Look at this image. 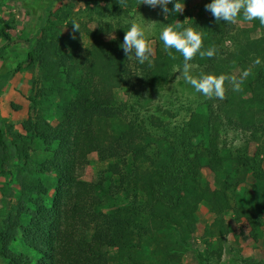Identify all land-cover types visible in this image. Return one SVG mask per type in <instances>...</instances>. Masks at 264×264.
<instances>
[{
    "label": "trees",
    "instance_id": "1",
    "mask_svg": "<svg viewBox=\"0 0 264 264\" xmlns=\"http://www.w3.org/2000/svg\"><path fill=\"white\" fill-rule=\"evenodd\" d=\"M201 1L205 5L211 2ZM139 2H86L87 8L93 4L98 9L100 24L92 34L93 42L85 60L92 62L93 68L103 63L107 73L102 78L103 91L93 97L87 88L76 84L81 66L78 64L82 53L80 37L87 32L86 28L72 18L71 12L55 9L52 3L40 11L36 31L40 44L37 64L44 87L37 95L41 100L59 99L58 124L47 129L44 140L46 145H57V148L47 165L40 168L54 172L57 199L53 207L47 208L45 198L49 188L36 179L41 172L29 156L28 137L0 116V161L10 168L19 186V197L10 205L0 225V256L7 264H112L111 251L119 248L122 239L154 230L169 231L188 249L192 242H199L198 264H220L222 241L229 234L227 215H233L236 223L244 220L250 239L256 244L261 241L264 86L259 80L264 79V26L258 20L249 22L251 27L237 34L230 48L221 38L212 35L205 7L195 19L191 15L168 19L166 24L181 21L184 27L191 26L201 32V51L216 46L213 57L197 54L190 62L194 76L223 73L239 77L245 70L250 71L241 91H233L232 85L225 81L223 100L207 98L204 101L208 119L192 111L187 119L178 121V112L171 110L172 103L169 108L157 105L151 113L153 107L141 103L142 94H138L139 100L122 103L112 97L109 79H121L125 75L127 57L116 40L110 39L113 28L108 19L119 22L136 10L141 5ZM239 18L243 19L242 15ZM73 20L79 23V32L73 33ZM60 26L67 31L64 38L54 36ZM0 38H6L4 30H0ZM171 51L177 59L165 61L167 52L162 42L151 65L136 62L143 92H160L175 82L174 68L183 64V57L174 49ZM257 58L259 64L254 63ZM34 64L35 61L29 60L26 69ZM20 70L18 67L16 72ZM234 71L239 73L235 75ZM3 84L0 78L1 87ZM75 85L79 95L70 99V89ZM12 109L20 108L12 105ZM158 113L163 118L156 116ZM79 121L85 127L74 134L73 127ZM119 124L123 126L121 129ZM24 126L30 133L34 127L31 120ZM207 130L208 142L205 141ZM224 130L245 136V149L221 151L218 142ZM249 144L256 145L253 156L248 154ZM91 153H98L101 161L107 163L111 174L118 179L117 186L107 188L102 180L83 181ZM204 169L210 170L212 181L205 179ZM248 177L253 179L252 183L247 182ZM66 187L67 202L61 212L57 207ZM241 187L243 195L234 198ZM201 203L210 208L213 216L202 233L197 218ZM26 215L31 218L25 226ZM86 229L93 232L91 240L82 235ZM20 236L37 258L12 251ZM239 262L259 264L250 260Z\"/></svg>",
    "mask_w": 264,
    "mask_h": 264
},
{
    "label": "rangeland",
    "instance_id": "2",
    "mask_svg": "<svg viewBox=\"0 0 264 264\" xmlns=\"http://www.w3.org/2000/svg\"><path fill=\"white\" fill-rule=\"evenodd\" d=\"M86 2L87 0H0V30H4L6 34V38H0V78L4 82L2 87L0 85V116L14 126L18 132L28 137L31 147L29 156L41 172L36 179L41 185L49 188L48 195L45 198L47 208L53 207L54 201L57 199L55 192L56 180L52 170L47 171L42 167L40 168V166L47 165L53 151L57 148V145H46L44 140L47 129L58 124L57 104L59 99L51 97L48 100H41L37 95L40 89L44 87L37 64L40 56V44L36 37L39 25L38 17L40 11L52 3L55 9L61 8L64 11L71 12L72 18L86 28L87 32L80 37L82 53L78 59V64H81V66L79 67L76 84H80L81 88H87L92 97L100 95L98 93L103 91L102 78L107 74L106 69H104L105 65L99 63L93 68L91 67L92 62L85 60V56H87L93 42L92 34L98 30L100 20L97 15L98 9L94 8L93 4L87 8ZM174 2L175 0H173ZM173 3L168 4L170 12L167 19L162 14L160 7L153 9L145 4H141L128 17L121 18L119 22L108 19V23L113 28L110 30V39L116 40L117 45L120 47L123 43L124 32L130 27V22L133 19H139L141 23L151 26L148 40L153 48V55L150 57L152 59L157 47L162 43L159 39L160 31L170 17L178 20L191 15L195 19L200 16L205 7L204 1L192 0L189 3H184L182 14L172 13ZM207 18L211 25L212 35L221 38L230 48L233 47L237 34L251 27L249 22L239 17L236 23L231 24L222 20L216 21L210 11L207 12ZM151 21H155V23L153 24ZM66 34L67 31L63 26H60L54 32V36L59 38H64ZM164 57L165 61H169L168 54ZM29 60L35 61L36 64L31 69H26V63ZM136 62L134 54L130 58L127 57L125 75L121 79H109L113 88L112 97L115 101L122 103L129 100H139L138 94H142L141 103L145 107H153L151 113L154 112L153 109L155 110L157 105L169 108L172 103L174 106L171 110L173 113L178 112V121L187 119L190 116L189 112L192 111L201 114L205 120L208 119L206 106H203L207 98L197 93L177 71L178 67L182 69L183 64L175 65V82L173 84L160 92L147 93L141 89L135 67ZM18 67L21 70L16 72ZM238 73L239 71H234L235 75ZM192 75H196L193 69ZM259 83L264 86V79L259 80ZM77 88L78 85H75L70 89V99L78 97ZM35 103L40 105H35ZM12 105L18 106L20 109L15 111L12 109ZM157 115L163 118L160 113ZM184 115H186V118L183 119ZM30 120L34 125V127H31V129L33 128L31 133L24 126ZM84 127L83 123L79 121L73 127V133L75 134L78 129ZM113 127L116 130V127ZM122 127L119 124V128ZM219 136L218 147L221 151L226 148L231 152H237L244 150L246 147V137L239 133L224 130L220 132ZM208 138L209 133L207 130L206 142H208ZM255 150L256 145L249 144V156H253ZM87 162L83 181L102 180L107 188L108 186L118 185V179L111 174L107 163L101 161L98 153H91L87 157ZM203 173L206 180L212 181L213 175L210 170L204 169ZM247 182L252 183L253 179L248 177ZM243 193L241 187L233 197L242 196ZM67 194L68 187L63 190L57 207L61 212L63 211V205L67 202ZM18 197L19 186L11 175L10 168L0 161V225L5 219L10 205L14 204ZM30 218V215L23 218L25 226L29 223ZM197 218L198 228L202 233L213 219L210 208L205 203L199 204ZM262 218L264 220V214ZM226 220L229 234L222 241L223 255L220 264H241L239 260H250L264 264V229L261 241L256 244L250 239L249 229L244 220L236 223L233 215H227ZM90 227L92 226L90 225ZM82 235L87 240H91L93 232L86 229L82 232ZM11 249L17 254H25L33 259L37 258L36 254L24 244L22 236L12 245ZM198 251L199 242L197 241L192 242V247L188 249L176 240L169 231L154 230L142 236L122 239L119 248L111 251V257L112 264H198ZM0 264H7L1 256ZM34 264L37 263L34 262ZM206 264L210 263L207 262Z\"/></svg>",
    "mask_w": 264,
    "mask_h": 264
},
{
    "label": "clouds",
    "instance_id": "3",
    "mask_svg": "<svg viewBox=\"0 0 264 264\" xmlns=\"http://www.w3.org/2000/svg\"><path fill=\"white\" fill-rule=\"evenodd\" d=\"M120 3L123 4L124 0H120ZM170 3H173V0H140L139 2V4H145L153 9L160 7L166 19L170 12L168 8ZM205 10L210 11L216 21L236 23L237 18L242 15L243 20L248 22L258 20L264 26V0H211L210 3L205 5ZM183 11V0L182 2L181 0H175L171 12L182 14ZM151 22L155 23V21ZM72 26L73 33L79 32L80 25L78 22L73 20ZM150 32L151 26L149 24L141 23L139 19H133L128 30L124 32L123 43L120 45L124 55L130 58L134 54L139 63L144 64L147 62L151 65L152 60L150 57L153 55V48L148 40ZM73 38L75 37L73 36ZM159 39L163 42L164 50L171 59H177L171 51L172 49L183 57L182 69L178 67L177 71L197 93L208 99L223 100L225 98V81L232 85L233 91H241L244 80L250 74L249 70H245L239 77L223 73L220 75L213 73H201L199 76L192 75L194 66L190 62L194 57L199 54L201 57L211 58L216 54L217 49L215 45H212L207 50L201 51L203 47L202 33L191 26L184 27L181 21H177L175 24H165L160 31ZM254 63L259 64V58Z\"/></svg>",
    "mask_w": 264,
    "mask_h": 264
}]
</instances>
